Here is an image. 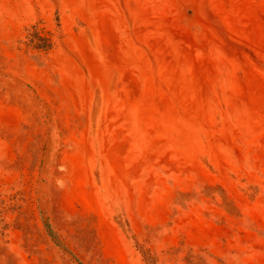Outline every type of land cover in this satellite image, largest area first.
<instances>
[{
    "label": "rangeland",
    "instance_id": "rangeland-1",
    "mask_svg": "<svg viewBox=\"0 0 264 264\" xmlns=\"http://www.w3.org/2000/svg\"><path fill=\"white\" fill-rule=\"evenodd\" d=\"M0 264H264V0H0Z\"/></svg>",
    "mask_w": 264,
    "mask_h": 264
}]
</instances>
